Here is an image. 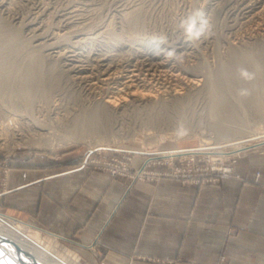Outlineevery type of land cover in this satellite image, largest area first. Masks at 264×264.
<instances>
[{"label":"rangeland","instance_id":"374dc122","mask_svg":"<svg viewBox=\"0 0 264 264\" xmlns=\"http://www.w3.org/2000/svg\"><path fill=\"white\" fill-rule=\"evenodd\" d=\"M263 16L264 0H0V48L8 53L0 50V120L6 122L18 114L17 127L21 126L8 136L0 133L1 184L8 183L11 160L22 155L21 159L30 161L28 153L60 162L64 153L75 152L82 166L137 180L141 179L134 177L137 169L159 150L195 146L204 137L221 143L264 129ZM234 52L249 61L244 75L234 73ZM256 69L261 73H255ZM246 76L250 78L248 89L242 85L245 80L240 81ZM134 81L159 88L162 93L154 96L159 101L132 100L131 94L126 102L125 89L129 91L127 84ZM118 94L124 100L115 111L97 110L98 102ZM43 123L44 127L56 124V132L63 133L59 136L69 131L80 137L54 148L15 143L16 136L48 130L42 129ZM222 125L230 131L227 137L220 134ZM164 132L169 136L162 139ZM92 141L110 145L93 147ZM90 150L97 164L90 159L83 165ZM248 150L264 152V144ZM142 152L147 156L137 167L135 156ZM239 155L233 176L226 178L244 179L235 167ZM114 159L128 170L114 174L110 164ZM126 160L124 167L122 161ZM155 164L161 163L152 164L151 171L173 170L167 164L154 168ZM260 174L257 170L256 181ZM57 239L52 250L66 261L94 264L89 255L79 256L72 246ZM92 250L97 254L95 247ZM221 256L224 260L216 264H228L226 256Z\"/></svg>","mask_w":264,"mask_h":264},{"label":"crops","instance_id":"0c3cea01","mask_svg":"<svg viewBox=\"0 0 264 264\" xmlns=\"http://www.w3.org/2000/svg\"><path fill=\"white\" fill-rule=\"evenodd\" d=\"M146 156L137 154L134 165ZM28 157L11 160L6 186L0 179V206L44 227L55 234L53 243L58 238L94 264H216L222 254L228 264H264L261 150L239 155L235 167L244 179L203 186L170 175L113 177L80 165L75 152L64 153L60 162Z\"/></svg>","mask_w":264,"mask_h":264},{"label":"bare ground","instance_id":"6f19581e","mask_svg":"<svg viewBox=\"0 0 264 264\" xmlns=\"http://www.w3.org/2000/svg\"><path fill=\"white\" fill-rule=\"evenodd\" d=\"M250 2V1H249ZM252 2V1H251ZM263 2V1H262ZM253 3V2H252ZM256 4V3H255ZM259 5V4H258ZM245 6V5H244ZM247 6V4H246ZM255 9V8H254ZM262 9V8H261ZM262 11V10H260ZM256 12V11H255ZM254 12V13H255ZM252 13V12H251ZM253 16V15H252ZM264 17V16H263ZM258 18V17H257ZM258 21V20H257ZM262 22V21H261ZM254 24V23H253ZM260 24V23H259ZM1 25V23H0ZM262 27V25L260 26ZM20 30V29H19ZM2 31V30H1ZM17 31V30H16ZM252 31V30H251ZM262 31V30H261ZM260 32V31H259ZM252 33V32H251ZM255 34V33H254ZM253 34V35H254ZM250 36V35H249ZM255 36V35H254ZM264 36V35H263ZM17 37V36H16ZM24 38V37H22ZM26 39V38H25ZM11 40V38H10ZM29 40V39H28ZM15 41V40H14ZM21 41V40H20ZM19 42V41H18ZM23 42V41H22ZM28 42V41H27ZM2 43V42H1ZM10 43V42H9ZM16 43V42H14ZM8 44V43H7ZM17 44V43H16ZM23 44V43H22ZM2 45V44H1ZM8 46V45H7ZM12 46V45H11ZM15 46V45H14ZM24 46V45H23ZM49 48V47H48ZM7 49V48H6ZM10 49V48H9ZM234 49V48H232ZM241 49V48H239ZM0 50L4 52L3 49L0 48ZM59 50V49H58ZM243 51V50H242ZM241 51V52H242ZM7 53V52H6ZM19 53V52H18ZM169 53V52H168ZM235 53V52H234ZM243 53V52H242ZM247 53V51H246ZM12 54V53H11ZM14 54H16L14 52ZM236 54V53H235ZM8 55V53H7ZM156 55V54H155ZM10 56V55H9ZM13 56V55H12ZM11 56V57H12ZM236 56V57H235ZM234 58H236L234 61L235 63L233 64H236L237 67L236 69H234V73H237V74H241V73H245L249 70H247L246 64L245 63H249V61L247 60L246 62V58L243 59L241 57H239V55H235ZM251 56V55H250ZM16 56H14L15 58ZM233 57V56H232ZM12 58V59H14ZM173 58V57H172ZM10 59V58H9ZM16 59V58H15ZM25 59V57H24ZM6 60L8 59H5V62ZM21 60V59H20ZM26 60V59H25ZM14 61V60H13ZM174 61V60H173ZM140 62V61H139ZM155 62V61H154ZM153 62V63H154ZM163 62V61H162ZM178 62V60H177ZM176 62V63H177ZM180 62V61H179ZM232 62V61H231ZM9 63V61H8ZM14 63V62H11V64ZM161 63V62H160ZM171 63V62H170ZM183 63V62H181ZM24 64V62L22 63ZM139 64V63H138ZM159 64V63H158ZM175 64V63H174ZM193 64V63H192ZM134 65V64H133ZM166 65V64H165ZM170 65V64H169ZM245 65V66H244ZM21 66V65H20ZM19 66V67H20ZM29 66V65H28ZM32 66V65H31ZM15 67V66H14ZM13 67V68H14ZM22 67V66H21ZM139 67V66H138ZM180 67V66H179ZM23 68V67H22ZM148 68V67H147ZM186 68V67H185ZM189 68V67H188ZM194 68V67H193ZM176 69V68H175ZM32 70V68H31ZM188 70V69H187ZM189 70H193V69H189ZM262 70L260 69H256L255 70V73L257 74H260ZM19 72V71H18ZM43 72V71H42ZM142 72V71H140ZM146 72V71H145ZM172 72V71H171ZM189 72V71H188ZM21 73V72H20ZM30 73V72H28ZM112 73V72H111ZM127 73V72H126ZM161 73V72H160ZM182 73V72H180ZM18 74V73H17ZM16 74V75H17ZM135 74H139V73H133V75ZM171 74V73H170ZM184 74V73H183ZM193 74V73H192ZM196 74V73H194ZM236 74V75H237ZM9 75V74H8ZM23 75V74H22ZM115 75V74H114ZM130 75V74H129ZM176 75V74H175ZM186 75V74H185ZM235 75V76H236ZM241 75H244V74H241ZM15 76V74H14ZM25 76V75H23ZM113 76V75H112ZM146 76V75H145ZM144 76V77H145ZM172 76V75H171ZM170 76V77H171ZM191 76V75H190ZM240 76V75H239ZM5 77V76H4ZM22 77V76H21ZM116 77V76H115ZM124 77V76H122ZM127 77V75H126ZM148 77V76H147ZM16 78V77H15ZM107 78V77H106ZM130 78V77H129ZM128 78V80H129ZM132 78V77H131ZM137 77L135 78H132V79H136ZM141 78V77H140ZM189 78V77H188ZM240 78H243L240 77ZM249 77H245L244 79H239L241 82L242 80L244 81V83L242 84L243 87L245 89H248L250 87V84L249 82L247 81ZM14 79V78H13ZM111 79V78H110ZM145 79V78H144ZM171 79V78H170ZM177 79V78H176ZM180 79V78H179ZM192 79V78H191ZM250 79V78H249ZM87 80V79H86ZM120 80V79H119ZM183 80V79H182ZM194 81L195 78L193 79ZM22 81V80H21ZM100 81V80H99ZM152 81V80H151ZM157 81V80H156ZM253 81V80H252ZM251 81V82H252ZM89 82V81H88ZM108 82V81H107ZM135 82V81H134ZM131 82L129 84H127V87H130V90L127 91L126 90V94H124L126 97V99H128L127 95H131L133 96V99L132 100H136V99H143V98H147V100H145L146 102L147 101H151V102H157L159 100H155L154 96H159V88H155L152 86L148 87L147 84L145 83H142L140 84L139 82ZM161 82V81H160ZM95 83V82H94ZM118 83V82H117ZM123 83V82H122ZM148 83V82H147ZM155 83V82H154ZM163 83V82H161ZM111 84V83H110ZM165 84V83H164ZM179 84V83H178ZM237 84V83H236ZM249 84V85H248ZM23 85V84H22ZM92 85V84H90ZM89 85V86H90ZM126 85V83H125ZM122 86L120 88L123 89ZM160 85V84H159ZM175 85V84H174ZM183 85V84H182ZM239 85V84H238ZM133 86H135V88H132ZM142 86V87H140ZM173 86V85H172ZM195 86V85H194ZM117 87L119 88V86L117 85ZM132 88V89H131ZM168 88V87H167ZM170 88V87H169ZM240 88V87H239ZM163 89V88H162ZM175 90H177V88H174ZM244 89V90H245ZM89 90V89H88ZM100 90V89H99ZM173 90V89H172ZM179 90V89H178ZM94 91V90H93ZM105 91V90H104ZM103 91V92H104ZM118 91L120 92V90L118 89ZM171 91V90H170ZM100 92V91H99ZM115 92V91H114ZM165 92V91H164ZM247 92V91H246ZM123 93V92H122ZM159 93V94H158ZM162 93V92H161ZM90 94V93H89ZM96 94V93H94ZM120 94V93H119ZM110 96V97H107L106 100H103V102H98L99 105L96 104V108H98L97 110L100 111V112H105L107 114H109V111H115L116 108H117V104H120V101L124 100L121 99L122 96ZM249 94V93H248ZM91 95V94H90ZM109 95V94H108ZM117 95V94H116ZM123 95V96H124ZM166 95V94H165ZM131 96V97H132ZM226 98V97H224ZM252 98V97H251ZM157 99V98H156ZM160 99V98H159ZM162 99V98H161ZM5 99H3L4 101ZM144 100V99H143ZM2 101V99H1ZM2 101V102H3ZM102 101V99H101ZM163 101V100H162ZM160 100V103L162 102ZM225 101V100H224ZM223 101V102H224ZM12 102V101H11ZM9 102V104L11 103ZM123 102V101H122ZM127 102V100H126ZM5 103V102H4ZM123 104V103H122ZM128 103H124L123 106H127ZM156 104V103H155ZM229 104V103H228ZM7 105V103H6ZM5 105V106H6ZM163 105H167V103H163ZM218 105V104H217ZM9 106V105H8ZM94 106V105H93ZM7 107V106H6ZM12 107V106H11ZM121 107V106H120ZM13 108V107H12ZM96 108H93V110H95ZM17 109V108H16ZM229 110V108H226ZM15 110V109H14ZM12 111V110H10ZM18 111V110H17ZM96 112V111H95ZM14 113V112H13ZM19 113V112H17ZM16 113V114H17ZM229 113V112H228ZM15 114V113H14ZM233 114V113H232ZM18 116V114H17ZM16 115H11V117L9 118L10 120L4 122L2 120H0V133L2 134V136H8L10 135L12 132H15V127L16 128H20V127H17L19 126L20 124V119L17 117ZM46 116V115H45ZM56 116V115H55ZM60 119V117H57ZM56 118V119H57ZM34 119V118H33ZM44 119V118H43ZM51 119V118H50ZM48 120V119H47ZM35 121H36V118H35ZM61 121V120H60ZM40 123V121H38ZM44 122V121H42ZM52 122V121H51ZM264 122V121H262ZM28 123V122H27ZM35 123V122H34ZM37 123V122H36ZM47 124V123H46ZM30 125V124H29ZM41 125V124H40ZM40 125H37L38 128H40ZM44 123L42 125V129L43 128H48V130L46 131H40V132H37V133H34L32 135H29V136H26V135H23V136H16L14 138L15 140V143H26V144H29L31 146H35V147H51V148H54V147H59V146H62V145H65L71 141H76L78 139V137H80V134L78 135L77 133H70L69 131H67V134L65 135H57V134H61L62 132H60L59 130V133H57V128L59 127H55L54 124L52 123H48V127H44ZM67 125V123H66ZM261 125V124H260ZM26 126V125H25ZM223 126V125H222ZM263 126V125H261ZM224 127V126H223ZM222 129L219 128V131L221 130V133L220 134H227L226 137L229 135L228 132L230 133V131L228 130V128L226 129V127H224ZM33 128V127H32ZM67 128V127H66ZM30 129V127H29ZM41 129V128H40ZM74 129V128H73ZM77 129V128H76ZM75 129V131H76ZM232 129V127H230V130ZM235 129V128H234ZM233 131L236 132V129ZM254 129V128H253ZM256 129V128H255ZM22 130V128L20 129ZM24 130V129H23ZM37 129H35L34 131L36 132ZM61 130V129H60ZM72 130V129H71ZM70 130V131H71ZM33 131V129H32ZM74 131V132H75ZM78 131V130H77ZM76 131V132H77ZM80 131V130H79ZM216 131V130H215ZM232 131V130H231ZM232 131V132H233ZM249 131H252V130H249ZM144 132V131H143ZM233 132V133H234ZM33 133V132H31ZM79 133V132H78ZM203 133V131H202ZM247 134V132H245ZM250 133V132H249ZM24 134V133H22ZM63 134V133H62ZM82 134V132H81ZM84 134V133H83ZM205 133H203L202 136H204ZM222 134V135H223ZM244 135V136H240L239 138L237 139H229L228 141L226 142H221L219 140H217L216 138L215 139H209L204 137L202 138V142L198 145H195V146H190V147H182V148H179V149H182L181 151L183 152H200V153H204V154H209V155H213L214 157L216 156H224V155H229V154H232V153H237L247 147H250V146H254V145H261V144H264V129H260V130H253L252 133L248 134V135ZM171 135V134H170ZM217 135V134H216ZM1 136V135H0ZM169 134L167 132H164L161 134V137L162 139L165 138V137H168ZM212 136V135H211ZM219 137V135H218ZM221 137V135H220ZM234 137V136H233ZM13 138V137H12ZM82 138H83V135H82ZM6 139V138H5ZM84 139V138H83ZM80 140V138H79ZM78 141V140H77ZM90 143V142H89ZM92 145H94L93 147L95 146H100V147H108L110 144L108 141H104V142H100L98 141L97 143L92 141L91 142ZM180 151V150H179ZM51 235H54L52 232L48 231L47 229H45L44 227L38 225V224H35L33 222H29L27 220H24V219H21L19 218L18 216L14 215L13 213L9 212V211H5V210H2L0 209V246L3 247L10 255H12L15 259H18V260H22L24 261L26 264H71L69 263L68 261H66V259L60 255L59 253L57 252H54L52 250V237ZM77 264H82V262H78Z\"/></svg>","mask_w":264,"mask_h":264},{"label":"built area","instance_id":"2783aa9c","mask_svg":"<svg viewBox=\"0 0 264 264\" xmlns=\"http://www.w3.org/2000/svg\"><path fill=\"white\" fill-rule=\"evenodd\" d=\"M249 148L247 147L237 153L216 157L200 152H183L181 151L182 149L179 148L166 151L159 150L155 152L154 156L145 159L139 169H137L134 177H139L142 179L149 176L160 177L162 175H171L181 178L184 182H190L192 184H205L210 181H219L222 178L233 176L236 156ZM91 154L92 150L88 152L83 161V165L89 163L91 160L92 163L95 165L97 164V160L92 159ZM114 161L115 162H110L111 166L113 167L112 172L114 174L124 173L125 170H128L125 167V164L128 162V160L122 161L125 168H120L121 160L119 161L118 159H114ZM154 163L167 164L169 167H172L173 170L151 171L149 167ZM219 260L223 261L224 256H221Z\"/></svg>","mask_w":264,"mask_h":264},{"label":"water","instance_id":"95a60500","mask_svg":"<svg viewBox=\"0 0 264 264\" xmlns=\"http://www.w3.org/2000/svg\"><path fill=\"white\" fill-rule=\"evenodd\" d=\"M0 264H26L22 260L15 259L3 247L0 246Z\"/></svg>","mask_w":264,"mask_h":264},{"label":"clouds","instance_id":"9594fccd","mask_svg":"<svg viewBox=\"0 0 264 264\" xmlns=\"http://www.w3.org/2000/svg\"><path fill=\"white\" fill-rule=\"evenodd\" d=\"M187 30H188L189 32H192V28H191V27H189Z\"/></svg>","mask_w":264,"mask_h":264}]
</instances>
